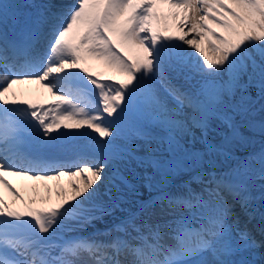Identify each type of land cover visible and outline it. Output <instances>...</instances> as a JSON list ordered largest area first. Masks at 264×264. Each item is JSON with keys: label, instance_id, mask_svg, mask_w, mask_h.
Here are the masks:
<instances>
[{"label": "snow or ice", "instance_id": "snow-or-ice-1", "mask_svg": "<svg viewBox=\"0 0 264 264\" xmlns=\"http://www.w3.org/2000/svg\"><path fill=\"white\" fill-rule=\"evenodd\" d=\"M15 8L0 3V186L22 206L0 197V264H253L233 257L264 248L239 223L241 212L255 219L257 181L264 207V147L251 159L236 150L256 105L264 112V0ZM23 85L50 99L28 98ZM259 132L264 140V123ZM127 160L150 189L185 173L193 183L179 194L161 188L114 239L69 235L120 208ZM7 176L69 185L36 207ZM154 202L167 203L162 223H149Z\"/></svg>", "mask_w": 264, "mask_h": 264}, {"label": "bare ground", "instance_id": "bare-ground-1", "mask_svg": "<svg viewBox=\"0 0 264 264\" xmlns=\"http://www.w3.org/2000/svg\"><path fill=\"white\" fill-rule=\"evenodd\" d=\"M24 1L25 0H11V2L9 3L14 4L17 7H24ZM69 2L70 0H57L56 3L59 5H56V7L59 8L61 7L60 4L69 3ZM43 4H51V2L45 1V0H34V4L32 5V8H34L33 11L35 10L36 5H43ZM162 11L164 13H167L169 10L167 9V7H165L162 9ZM6 31L10 39L14 38L17 35L15 30L11 26H9L6 29ZM173 31L176 35H179V33L175 32V30ZM189 50L191 51V49ZM93 70L98 71V72L105 71L103 66L97 62H93ZM17 87L25 89V90H31L30 92L27 93V96L28 98H31L34 101L47 102V100L50 99L47 93L43 92V90L39 88V85H23V86H17ZM120 168L123 169V173L127 176V179H128V187L124 188L122 191L123 202L125 199H131L133 194H136L140 197H144L146 192L144 191L145 180L143 178L144 170L142 169V167H140L137 164L136 160H127L123 164L120 165ZM6 179H8L15 186L20 196L24 198L25 203L33 199L36 200V204L34 205L36 207H46L48 204L49 197L51 198L52 202H55V200L57 199L55 195L56 190H57V184L62 185L65 188H68V185H69L67 177L61 178L59 182H56V181L47 182V186H45L44 182L26 180L22 177L7 176ZM260 183L261 182H258V184L255 185V188H256L255 195L257 198L253 201L252 207L253 208L258 207L260 208L259 212H264V207L261 206V203L258 199ZM48 188H51L52 191L49 192ZM0 197H3L10 204L15 203L17 205H20V202L15 200V197L13 196L12 192H10L7 188L2 187V186H0ZM123 202L121 203L120 208L115 209L113 211L112 215L116 211L121 209ZM158 203L159 204L156 205L157 208L158 206L166 207L165 205H167L166 202H158ZM160 210L161 209L158 208L156 209L155 212H159ZM256 213H258V211H256ZM244 217L248 218V216H246L244 213L241 212L239 215V223L244 221ZM109 222L110 220L107 219V217H105L101 221L97 220V221H94L90 225L80 226V227L82 228L81 230H84L85 235H92L96 232H99V233L104 232V230L107 229L108 225L109 226L111 225L110 224L111 222L110 223ZM165 239L166 237L163 238V241ZM260 253H261L260 251H256L255 254L252 256V259L250 260V262H253V264H257V262H259V264H261V261H258L259 258H261L260 256L262 255ZM262 253L264 254V251ZM263 264H264V256H263Z\"/></svg>", "mask_w": 264, "mask_h": 264}, {"label": "rangeland", "instance_id": "rangeland-1", "mask_svg": "<svg viewBox=\"0 0 264 264\" xmlns=\"http://www.w3.org/2000/svg\"><path fill=\"white\" fill-rule=\"evenodd\" d=\"M54 1V0H52ZM8 3L9 5L15 6L14 4H10L9 2H11V0H1L0 3ZM34 1H29L28 4H25V9H21L22 7H17L15 8L16 12L19 14L21 12H26L28 13V10L30 8V6L32 5ZM28 6V7H26ZM253 97L255 98V91H253ZM251 119L253 120V127L249 128L246 130L245 135L246 137L249 138L248 142L241 145L237 150H236V155L237 158L240 159H251L252 155L254 154H258L261 150L262 147H264V140H262L260 132H259V128L261 123H264V112L260 111L259 108V104L256 105L255 110L252 112L251 114ZM251 149V150H248ZM60 156V162L61 163H70V157L68 155H65L63 153H59L58 154ZM225 165L227 164V162H223ZM138 164V163H137ZM219 166V164H218ZM158 179V178H157ZM131 182V181H130ZM259 181L256 182L255 185L258 184ZM192 181L190 176H188L186 173L185 174H178L177 176H174L173 178H171L165 185H160L159 183H156L155 186L153 188H149L146 186V182L144 184V191L145 196L144 197H140L136 194L132 195L131 199H125L122 207L120 210L116 211L115 214H113L112 216L110 215L105 216L107 217V219L110 220V226L108 225L107 229L104 230V232L101 233H96L92 236H95L97 240L99 241H108L111 240L113 238H115L116 235H118L115 231V226L118 224H121V222L123 220L126 219L127 215L129 212H137L140 208V205L142 203H147L149 201H154L156 197H158L161 192L159 193H153L155 190L157 189H166L164 191L170 192L172 194H179L181 191H186L187 189L185 188L186 184L192 185ZM194 186V185H193ZM255 194H256V188H255ZM157 204H159L158 202H154L152 204V209H153V216L152 219L149 220V223H152L153 221L155 223H162L163 222V215L159 212H155L156 209L158 208H166L167 205H165L166 207H160L158 206L157 208ZM256 211H258V213L255 214V219L249 220V218L244 217V221L240 222V226L242 228H246L249 231H252L254 237L259 241L260 239H264V237H261L260 233H259V225L261 223V215L259 212L260 208L255 207L254 208ZM103 217V218H105ZM102 218V219H103ZM101 219V220H102ZM147 219L146 216L141 215L138 218V223H143V221ZM100 220V221H101ZM250 221V223H249ZM73 227H75V231L70 233L69 235H73V236H78L80 238H84V230H81L82 228L80 226L77 225H73ZM119 235H123V234H119ZM166 237V235H162V240L163 238ZM264 248H257V249H252L250 251H245L242 252L236 256L233 257V259L239 261V260H248L250 261L252 259V256L255 254L256 251H260L263 256L264 254L262 253L264 250ZM260 256L261 258H259L258 261H261V264H263V256ZM245 256V257H244ZM257 264H259V262H257Z\"/></svg>", "mask_w": 264, "mask_h": 264}]
</instances>
